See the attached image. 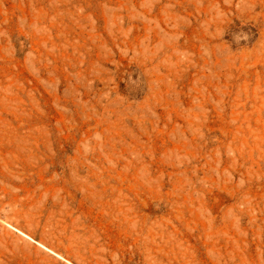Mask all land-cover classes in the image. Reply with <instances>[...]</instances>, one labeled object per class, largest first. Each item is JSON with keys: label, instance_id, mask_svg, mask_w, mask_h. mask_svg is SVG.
<instances>
[{"label": "rangeland", "instance_id": "374dc122", "mask_svg": "<svg viewBox=\"0 0 264 264\" xmlns=\"http://www.w3.org/2000/svg\"><path fill=\"white\" fill-rule=\"evenodd\" d=\"M0 264H264V0H0Z\"/></svg>", "mask_w": 264, "mask_h": 264}]
</instances>
